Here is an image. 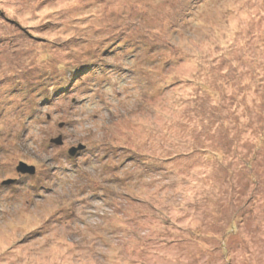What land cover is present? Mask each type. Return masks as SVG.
Masks as SVG:
<instances>
[{"label":"rangeland","instance_id":"374dc122","mask_svg":"<svg viewBox=\"0 0 264 264\" xmlns=\"http://www.w3.org/2000/svg\"><path fill=\"white\" fill-rule=\"evenodd\" d=\"M0 264H264V0H0Z\"/></svg>","mask_w":264,"mask_h":264},{"label":"water","instance_id":"95a60500","mask_svg":"<svg viewBox=\"0 0 264 264\" xmlns=\"http://www.w3.org/2000/svg\"><path fill=\"white\" fill-rule=\"evenodd\" d=\"M51 144H54L56 146H60L62 144V139L61 136L57 137L56 139H52L50 141ZM84 147L82 145H78L75 148H70L68 150V155L69 156H74L78 151L83 150ZM17 173L21 174V175H29V176H33L35 174V168L33 166H28L27 164L20 162L16 168ZM12 182V180L9 181H5L2 183V185H10Z\"/></svg>","mask_w":264,"mask_h":264},{"label":"trees","instance_id":"16d2710c","mask_svg":"<svg viewBox=\"0 0 264 264\" xmlns=\"http://www.w3.org/2000/svg\"><path fill=\"white\" fill-rule=\"evenodd\" d=\"M164 229V228H163ZM164 232H167L166 230H164ZM163 236H164V234H163Z\"/></svg>","mask_w":264,"mask_h":264}]
</instances>
